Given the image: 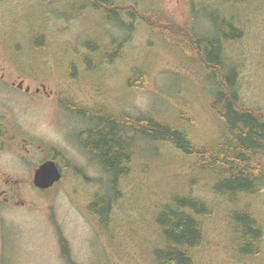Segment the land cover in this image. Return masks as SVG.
Wrapping results in <instances>:
<instances>
[{
  "label": "rangeland",
  "instance_id": "374dc122",
  "mask_svg": "<svg viewBox=\"0 0 264 264\" xmlns=\"http://www.w3.org/2000/svg\"><path fill=\"white\" fill-rule=\"evenodd\" d=\"M119 2L141 9L158 8L176 25L185 23L182 0ZM84 6L85 0H0V73L19 76L17 83L23 81L31 90L28 98H17L18 124L34 134L35 146H43L31 151L35 165L46 155H54L63 174L61 181L44 193L20 183L19 207L13 210L0 201L2 264H67L61 240L66 258L74 264H153L149 253L155 248L151 212L172 196V189L189 191L186 161L175 155L172 162L162 160L148 154L146 145L139 142L131 175L119 183L112 223L101 229L88 207L95 194L108 193L107 179L78 144L87 124L63 109L61 100L169 122H174L176 103L186 100L200 117V127L193 135L195 144H210L217 137L208 110L210 88L179 56L150 39L142 22L135 24L121 59L103 68L100 77L94 81L67 79L69 63L79 61L73 58L85 53V42L102 39V44L110 36L123 39L117 28L101 21L96 13L83 12ZM259 20L248 40L231 52L241 72L242 101L254 108L264 107V21ZM203 26L204 22L198 29ZM39 34L47 45L40 54L34 52V44L41 43ZM141 67L147 72V84L125 86L133 69ZM20 163L13 165V173L25 182L28 170ZM190 191L210 198L203 184ZM255 205L264 221V194L256 198ZM223 215L217 210L206 221L207 244L196 254L199 264H237L230 256ZM246 264H264V247L260 258Z\"/></svg>",
  "mask_w": 264,
  "mask_h": 264
},
{
  "label": "trees",
  "instance_id": "16d2710c",
  "mask_svg": "<svg viewBox=\"0 0 264 264\" xmlns=\"http://www.w3.org/2000/svg\"><path fill=\"white\" fill-rule=\"evenodd\" d=\"M182 2L185 23L176 25L158 8L141 9L119 0H85L83 12L96 13L101 21L117 28L123 39L110 36L102 44V39L85 42V53L73 58L79 61L69 63L70 72L65 76L69 80H96L103 68L121 59L135 24L142 22L150 39L179 56L210 88L208 110L217 127L213 142L195 144L193 135L200 127V117L186 100L176 103L174 122L115 112L103 106L85 108L69 100L59 102L87 124L78 144L107 179L108 193L95 194L88 207L101 229L112 223L119 183L131 175V165L139 155L135 145L140 142L146 145L148 154L154 153L165 161L176 160L172 157L175 155L186 161L189 169L185 180L189 191L172 189V196L151 212L155 248L149 253L153 264H199L196 254L207 244L206 221L217 210L224 214L231 258L237 264L252 263L260 258L264 247L263 215L255 205L256 198L264 194V107L243 103L241 72L231 52L248 40L259 19L264 21V0ZM39 36L42 39L37 41L41 43L34 44V52L40 54L47 45L44 36ZM94 61L98 62L91 64ZM147 80L146 70L136 68L125 86H143ZM202 184L210 198L191 193L190 189ZM60 248L65 262L74 264L66 258L62 240Z\"/></svg>",
  "mask_w": 264,
  "mask_h": 264
},
{
  "label": "flooded vegetation",
  "instance_id": "af4514ba",
  "mask_svg": "<svg viewBox=\"0 0 264 264\" xmlns=\"http://www.w3.org/2000/svg\"><path fill=\"white\" fill-rule=\"evenodd\" d=\"M18 77L11 73H0V201L1 205L12 210L19 207L17 198L22 183L33 187V190L39 193L47 192L52 188L41 190L34 186L35 172L43 163L53 161L61 173V179L63 175L54 155H46L37 165L33 161L31 151H35V148H43V146L40 144L35 146L38 142L34 134L29 130L25 132L18 124L17 98L18 96L28 98L31 92L28 85L24 87L23 81L17 83ZM35 93H38V90ZM3 162L6 163L3 165ZM19 163L28 170V179L25 182L15 177L17 175L13 173V165L16 164L15 166L18 167Z\"/></svg>",
  "mask_w": 264,
  "mask_h": 264
},
{
  "label": "water",
  "instance_id": "95a60500",
  "mask_svg": "<svg viewBox=\"0 0 264 264\" xmlns=\"http://www.w3.org/2000/svg\"><path fill=\"white\" fill-rule=\"evenodd\" d=\"M60 179L61 173L56 164L53 161H47L36 170L33 183L36 188L45 190L53 187Z\"/></svg>",
  "mask_w": 264,
  "mask_h": 264
},
{
  "label": "bare ground",
  "instance_id": "6f19581e",
  "mask_svg": "<svg viewBox=\"0 0 264 264\" xmlns=\"http://www.w3.org/2000/svg\"><path fill=\"white\" fill-rule=\"evenodd\" d=\"M99 54V53H98ZM104 115V114H103ZM138 123V122H137Z\"/></svg>",
  "mask_w": 264,
  "mask_h": 264
}]
</instances>
